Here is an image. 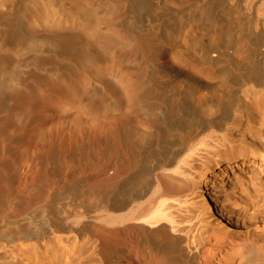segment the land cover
<instances>
[{
	"label": "bare ground",
	"instance_id": "bare-ground-1",
	"mask_svg": "<svg viewBox=\"0 0 264 264\" xmlns=\"http://www.w3.org/2000/svg\"><path fill=\"white\" fill-rule=\"evenodd\" d=\"M15 1L0 0V41L8 46L0 57L7 64L18 43L20 57L36 52L44 60L45 52L47 60L57 58L64 121L75 125L77 147L97 156L96 146L106 144L111 172L101 202L111 232H125L128 240L134 231L143 264H198L203 254V264H211L218 245L240 236L247 244L240 263L264 264L256 247L264 217L237 229L234 210L225 205L230 201L222 198L245 190L241 184L251 178L264 192V149L255 146L264 144V0H46L44 11L57 28L50 20L47 33L33 38L21 3L23 20L9 18ZM68 108L77 111L71 119ZM98 117L104 132L94 129ZM212 141L249 148L228 158ZM155 146L157 162L149 166L145 153ZM3 151L12 154L11 145ZM208 155L214 162L194 171L191 162ZM156 168L190 184L199 198L195 225L182 229L167 221L168 207L183 200L152 199L160 190ZM10 223L0 220L6 226L0 264L52 263L40 249L47 232L40 224L26 220L30 226L20 224L17 233ZM120 246L109 243L105 263L138 264Z\"/></svg>",
	"mask_w": 264,
	"mask_h": 264
},
{
	"label": "rangeland",
	"instance_id": "rangeland-1",
	"mask_svg": "<svg viewBox=\"0 0 264 264\" xmlns=\"http://www.w3.org/2000/svg\"><path fill=\"white\" fill-rule=\"evenodd\" d=\"M45 2L16 0V9L9 18L23 20V11L19 7L21 3L26 8L24 21L30 37L38 36L41 31L45 35L50 20L53 21V29L57 28L56 20L44 11ZM54 44L55 41H52L51 45ZM7 47L0 41V55L6 52ZM13 47L7 64L0 57V220L11 221L10 227L17 233L21 232L19 226H30L26 220L40 224L47 231L40 249L46 260L52 261L47 260L51 264H106L105 250L112 241L124 247L133 261L143 264L137 248L136 233L129 231V239L126 240L128 234L120 231L114 235L105 221L107 210L105 202L101 200L106 196L107 180L111 172L109 160L104 154L106 144L96 146L102 152L97 156L89 155L77 147L74 139L75 125L64 121L57 58L54 56L47 60L44 52L42 60L40 54L28 52L24 57L21 56L22 59L19 56L22 46L16 43ZM17 62L21 65L19 72L10 75L9 71L13 70ZM111 77L114 78L115 74ZM84 85V80H81L79 87L83 88ZM67 110V119L77 114V111ZM94 129L97 133L105 130L99 117L96 118ZM7 143L12 147V154L3 151ZM26 145L28 154L25 156ZM210 146L218 148L221 155L228 158L249 148L238 142L227 144L224 141H212ZM255 146L264 149L261 142ZM158 150L155 146L152 152L150 150L145 153L147 165L156 164L155 153ZM205 158L202 159L204 162L193 160L192 169L198 173L205 163L214 162L211 156ZM152 177L154 184L160 188L152 199L180 197L183 200V206H167V221H174L182 229L195 225L193 220H196L195 214L199 210L194 206L199 198L195 196L190 184L182 177L164 172L161 168H156ZM255 183L251 178L241 184L240 188L245 190L235 189L222 196L230 201L225 205L234 210L231 220H235L232 226L237 229L247 228V220H261L264 217V192H258L253 186ZM261 183L264 185L262 180ZM132 189L130 186L129 190ZM234 198L236 203H232ZM5 228L0 226V233ZM259 234L256 237L262 239L257 238L256 247L264 254V248L261 247L264 237ZM243 238L240 236L225 247L218 245L211 264H241L240 250L246 244ZM201 259L198 264H203ZM152 262L150 264H155Z\"/></svg>",
	"mask_w": 264,
	"mask_h": 264
}]
</instances>
